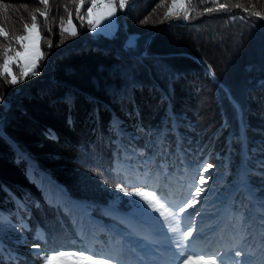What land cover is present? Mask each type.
<instances>
[{
  "label": "trees",
  "instance_id": "trees-1",
  "mask_svg": "<svg viewBox=\"0 0 264 264\" xmlns=\"http://www.w3.org/2000/svg\"><path fill=\"white\" fill-rule=\"evenodd\" d=\"M172 3L126 0L119 20L136 40L126 49V38L88 37L75 0H48V6L40 0H0V27L9 33L8 38L0 35V64L5 48L22 51L11 37L26 35L24 25L31 28L33 12L44 54L38 74L17 84L7 83L11 77L0 71V225L26 235L7 238L0 231V264H43L41 257L53 250L95 254L73 215L45 195L39 184L44 174L49 185L64 187L68 199L87 204L93 218L106 222L115 219L103 213L104 206L125 212L146 198L164 204L150 209L164 224L179 221L182 213L162 202L150 185H128L126 166L117 168L123 154L140 174L147 167L164 169L166 184L184 167L196 174L202 165L234 158L231 180L221 191L227 192L242 174L239 107L248 152L254 151L245 159L248 179L264 182L257 165L264 164V16L244 11L264 14V0H191L194 10L187 21L184 15L165 18ZM218 4L229 7L205 11ZM65 5L76 36L60 30L61 19L65 24L69 19ZM88 7L85 0L81 13ZM45 11L47 22L39 15ZM10 68L19 78V67ZM214 121L216 126L207 130ZM115 185L144 195L126 194ZM100 236L108 245V235Z\"/></svg>",
  "mask_w": 264,
  "mask_h": 264
},
{
  "label": "rangeland",
  "instance_id": "rangeland-1",
  "mask_svg": "<svg viewBox=\"0 0 264 264\" xmlns=\"http://www.w3.org/2000/svg\"><path fill=\"white\" fill-rule=\"evenodd\" d=\"M183 2L191 5V0H183ZM115 3L114 15L101 20L95 31H92L85 21L90 30L88 37L96 39L105 36L110 40L117 39L118 41L126 38L125 48L127 49V47L136 44V40L133 34L128 31L127 25H122L119 20L121 9L119 0H115ZM187 20L188 18H186ZM38 32L39 38H37V30H31L27 33L29 39L24 41V44L29 47L30 54L35 51L33 45L42 52V33L39 28ZM150 38L145 48L148 46ZM231 98L233 97L231 96ZM3 103L8 109L9 103L5 101ZM206 107L212 108L209 109L211 115L214 110V117H219L218 110L211 107V104H207ZM238 111L243 152V155L239 157L241 162H239L238 170L242 169V174L238 182L231 184V188L227 187L228 191L225 193L221 191L231 180L229 175L233 173L234 164H236L234 158L231 161L227 158L223 165L217 160L219 163H216L217 165L213 166L211 170L208 169L207 172L203 171L207 166L202 165L196 174L188 172L184 167L183 174L180 172L176 175L171 174L169 178L171 182L168 184L164 179V169L158 168L152 171L150 167H147L145 172L140 174L139 169L129 166L127 162L129 159L124 154L122 162L117 163L119 170L122 166H126L123 170L127 175L128 185L137 186L141 182L150 185V188L155 190L154 192L160 199L162 198V202L177 209L185 208L179 221L173 224L170 222V225L164 224L153 216L154 214L150 210L152 205L155 204L156 208H161V205H164L155 199L146 198L143 202L139 200L136 208H130L125 212L116 211L109 205L104 206L103 213L115 219V221L106 222L102 218H93L92 208L87 204L68 199L64 187L56 183H53V186L49 185L50 180L45 177V174L41 177L44 182L40 179L39 184L45 188L44 192L47 198L53 200L55 204H61L67 212L73 215L77 222L76 229L80 236L87 239V246L95 254L100 253L105 258H111L113 264H183L182 257L185 253L192 256L216 254L217 264H259L261 255L264 256V182H250L248 179L245 159L252 156L254 151L248 152L250 142L245 132L246 120L244 121L240 107ZM217 122H212L207 130L214 128ZM159 144H162V140H159ZM151 158H144V161L150 164ZM157 162L155 158V165ZM257 165L264 170L263 163ZM201 174L205 178V183L202 185L199 184ZM197 187L202 189L198 196L195 192ZM53 189L56 190L53 192L51 191ZM62 196L64 198H61ZM237 197L245 201L237 200ZM189 204L191 207L188 206ZM190 226L193 229V234L185 240L182 233L186 232ZM172 229L177 230L173 231ZM0 231L7 234V238L26 239L25 234L5 225H0ZM200 232L209 234L210 242L216 245L214 250L205 252L204 246H197L195 240ZM103 233L109 237L108 245H105L100 239V235ZM169 233L172 235L169 236ZM177 243L181 245L180 248L176 247ZM34 250L41 253L38 247H35ZM236 252H241L242 255L236 256ZM48 264H76V260L74 257L57 258L49 261Z\"/></svg>",
  "mask_w": 264,
  "mask_h": 264
},
{
  "label": "snow or ice",
  "instance_id": "snow-or-ice-1",
  "mask_svg": "<svg viewBox=\"0 0 264 264\" xmlns=\"http://www.w3.org/2000/svg\"><path fill=\"white\" fill-rule=\"evenodd\" d=\"M76 2V14L81 23H84L85 21L87 24L91 27L92 31L96 30V26L101 22V20L114 15L115 13V8H116V3L115 0H87V3L89 4V7L87 8L86 12L81 13V9L83 8V5L85 3V0H75ZM214 3L217 2V0H213ZM40 3H42L45 6H48V0H40ZM100 5L98 8L97 5ZM126 6V0H119V7L124 8ZM7 8V6H4ZM228 5H220L218 4L217 8H205V11L211 12L214 10H227ZM235 7H241L239 4L235 5ZM65 10L68 11V16L69 19L67 21V24H65L63 18L61 19L60 23V30L62 33H68L69 35L76 36L78 35V32L75 28V25L71 21V11L67 8L65 5ZM194 9L191 8L190 3L186 4L183 2V0H173L172 5L169 7L168 11L165 13V18H170L173 15L179 16L181 13L184 15L185 18H189L190 16V11H193ZM244 11L249 12L250 15H256L258 17L264 16V14L260 12H251L249 8L245 7ZM39 15L43 16L45 21L47 22L48 18V13L47 11L39 13ZM95 16V19L93 17ZM37 18V13L33 12L31 14V20H32V25L31 28H29L28 24L24 25V30L26 32L25 36H12L11 40L16 41L18 44H20L22 51H16L11 48H5L4 51V60L3 64H0V71L6 76H10L11 79L7 81V83L10 84H17L19 83L22 79L27 78L28 75H37L38 72L36 69L39 67L38 61L39 59L43 58V53L39 50L38 47H33L35 48L34 53L30 54L29 52V47L27 44L22 43L23 41H27L29 39V36L27 35L28 32L31 30H37V38H39V32H38V25L35 23ZM235 19V17H233ZM0 35H3L5 38L9 37V33L4 31L2 27H0ZM62 42V41H61ZM48 47H51V41L49 40L48 42ZM14 55H10V53H13ZM10 64H16L19 69H20V77L17 78L16 75H14L11 72ZM2 99V98H0ZM212 168V165L209 164L207 167L203 169L204 172H207L208 169ZM205 183V178L203 176L200 177L199 179V184H204ZM116 188H119L120 190L124 191L126 194L130 195H144V193H141L139 191L133 192V193H128L126 188H122L121 185H115ZM202 191L200 187H197L195 192L196 195L198 196L199 193ZM151 195H155L152 193ZM191 207V204L188 205ZM153 210L157 211L156 205H152ZM164 205H161V208H163ZM180 212H184L185 208L180 207L179 208ZM199 215V213H197ZM173 231H176L177 229H172ZM193 234V229L191 226L186 232L182 233V237L186 240L187 237H191ZM180 244L177 243L176 247L180 248ZM87 251V250H85ZM37 255H39V252H37ZM236 256H241V252H236ZM68 257H74L76 260V264H113V260L111 258H97L95 254L92 255H86L84 252H57V251H52L51 255H44L41 257L43 260L44 264H48L49 261L57 258H68ZM183 259V264H217V256L216 254H204V255H187L185 253L182 257Z\"/></svg>",
  "mask_w": 264,
  "mask_h": 264
},
{
  "label": "bare ground",
  "instance_id": "bare-ground-1",
  "mask_svg": "<svg viewBox=\"0 0 264 264\" xmlns=\"http://www.w3.org/2000/svg\"><path fill=\"white\" fill-rule=\"evenodd\" d=\"M209 234H206L205 232H200L198 237L196 238L195 242L197 243V246H204V249H206L205 252H208V251H211V250H214L216 245H214L212 242H210V238H208ZM217 243V242H216ZM232 243V242H231ZM234 244V242H233ZM218 247V246H217ZM255 251V250H254ZM204 252V253H205ZM134 253V252H132ZM259 253V252H258ZM132 257V256H131ZM261 262L259 264H263V261H264V256L261 255V258H260Z\"/></svg>",
  "mask_w": 264,
  "mask_h": 264
},
{
  "label": "built area",
  "instance_id": "built-area-1",
  "mask_svg": "<svg viewBox=\"0 0 264 264\" xmlns=\"http://www.w3.org/2000/svg\"><path fill=\"white\" fill-rule=\"evenodd\" d=\"M97 6H98V8L100 7V5H99V4H98Z\"/></svg>",
  "mask_w": 264,
  "mask_h": 264
},
{
  "label": "water",
  "instance_id": "water-1",
  "mask_svg": "<svg viewBox=\"0 0 264 264\" xmlns=\"http://www.w3.org/2000/svg\"><path fill=\"white\" fill-rule=\"evenodd\" d=\"M146 50H147V49H146ZM146 50H145V51H146Z\"/></svg>",
  "mask_w": 264,
  "mask_h": 264
}]
</instances>
